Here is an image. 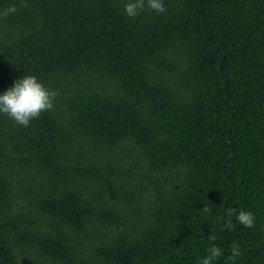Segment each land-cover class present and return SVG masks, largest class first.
<instances>
[{"label": "trees", "instance_id": "1", "mask_svg": "<svg viewBox=\"0 0 264 264\" xmlns=\"http://www.w3.org/2000/svg\"><path fill=\"white\" fill-rule=\"evenodd\" d=\"M164 3L0 0V92L56 91L0 115V264H264V0Z\"/></svg>", "mask_w": 264, "mask_h": 264}, {"label": "clouds", "instance_id": "2", "mask_svg": "<svg viewBox=\"0 0 264 264\" xmlns=\"http://www.w3.org/2000/svg\"><path fill=\"white\" fill-rule=\"evenodd\" d=\"M123 13L128 18H135L145 9L156 13L166 11L164 0H122ZM17 11L15 5H10L3 13L8 15ZM56 91L46 86L36 75L24 74L14 79L11 86L0 92V115H4L14 121L17 125L27 127L30 122L39 117L42 112L51 111L54 108ZM211 209L205 205L203 213ZM235 219L243 228H254L256 218L252 211L240 209L235 213ZM224 227L231 229V221L225 223ZM215 240V237H210ZM224 256L221 246L213 243L209 245L205 254L199 258L198 264H216V261ZM242 256L239 243L233 241L229 248L227 259L235 262Z\"/></svg>", "mask_w": 264, "mask_h": 264}]
</instances>
